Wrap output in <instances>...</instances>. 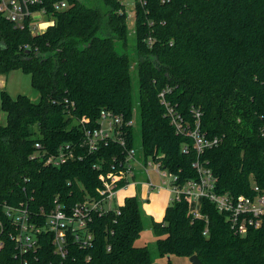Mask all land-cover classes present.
Listing matches in <instances>:
<instances>
[{"label":"trees","instance_id":"16d2710c","mask_svg":"<svg viewBox=\"0 0 264 264\" xmlns=\"http://www.w3.org/2000/svg\"><path fill=\"white\" fill-rule=\"evenodd\" d=\"M67 8L54 10L55 2ZM44 0L54 23L41 33L18 29L0 14V75L20 70L30 76L37 103L25 95L0 92L6 115L0 125V264H17L4 205L26 203L40 224L54 200L70 209L96 197L99 175L122 158L116 143L101 145L81 160L59 167L35 157L65 143L78 144L86 127L98 125L100 110L133 119L132 72L137 79L142 159L160 160L177 184L197 179L198 159L217 179L215 190L253 196L264 189V0H134L132 59L123 0ZM192 126L191 108L201 112V131L221 142L197 157L189 137L177 134L158 94ZM127 145H133L128 127ZM189 149L185 153L183 147ZM33 156L35 158H33ZM94 164L102 165L95 169ZM89 222L91 247L70 248L66 259L54 253L51 235L39 234L26 264H152L147 246L135 242L143 230L139 199L126 197L118 208ZM200 217L181 197L153 222L159 257L196 256L201 264H264V230L238 235L207 199ZM206 231V233H204ZM23 257V256H22Z\"/></svg>","mask_w":264,"mask_h":264},{"label":"built area","instance_id":"2783aa9c","mask_svg":"<svg viewBox=\"0 0 264 264\" xmlns=\"http://www.w3.org/2000/svg\"><path fill=\"white\" fill-rule=\"evenodd\" d=\"M43 2L44 0H0V14L15 28H27L34 34L33 30L36 27L34 16L36 14L48 15ZM53 8L57 11L64 10L67 4L64 1L55 2ZM166 92L169 90L159 92L158 99L165 110L164 115L168 117L175 132L191 139L192 148L197 157L204 151L215 148L221 142V138L209 137L201 131L199 109L191 108L194 124L190 126L176 109V105L167 100ZM132 120L125 122L120 115L102 109L99 113L98 125L84 128L83 137L78 144H62L53 153L41 150L39 143L35 144L37 149L35 157H38L44 166L59 167L70 160H81L85 153H94L101 145H107L110 142L121 147L123 156L122 158L113 157L110 169L99 175L100 185L95 190V198L78 202L70 209H66L54 200L55 206L46 213L43 224L37 221V215L29 212L26 203H20L19 206L4 205L5 214L13 227L9 238L16 247L17 253L14 257L22 258L17 264L27 263L24 255L35 250L38 246V236L43 231L51 235L54 253L60 259L67 258L72 246L78 249L91 247L93 234L89 229V222L95 214L101 216L109 210L119 214L120 205L115 208L111 207L112 201L119 191L127 190L130 185L136 184L133 180L135 168L146 174L148 180L145 181V185L148 187V192L168 189L171 195L169 203L178 201L182 196L185 197L189 201L190 213L194 217L201 216L199 214L200 201L207 199L214 204L219 213L225 215L234 233L245 235L251 228L264 230V189L254 185L255 194L253 196L232 195L228 192L218 193L215 190L216 177L198 159L192 164L197 171V179L189 180L183 185L177 184V175L162 168L159 160L162 156L148 157L140 161L135 158L133 145L131 147L127 145L126 130L132 127ZM260 133L264 135V124L260 127ZM188 149L184 146L183 152L186 153ZM93 167L101 169L102 165L94 164ZM150 172L161 180H152ZM159 181L160 184H158Z\"/></svg>","mask_w":264,"mask_h":264},{"label":"rangeland","instance_id":"374dc122","mask_svg":"<svg viewBox=\"0 0 264 264\" xmlns=\"http://www.w3.org/2000/svg\"><path fill=\"white\" fill-rule=\"evenodd\" d=\"M84 3L88 6H91L94 4L93 0H83ZM125 4V10L128 15L127 22H128V49L127 53L130 55L132 59H135V55L133 52V46L135 45V38L133 34V2L134 0H123ZM34 21L36 24L35 29L33 30L34 34L41 33L45 28L51 24L54 23V19L50 15H41L36 14L34 16ZM17 75H20L22 77V80L19 83H14L10 77L8 78V85L7 89L9 94L12 97H16L17 95H25L27 96L32 102L37 103L39 100V94L36 90H34L30 85V77L28 75L22 74L20 71L17 72ZM8 77V75H7ZM132 95H133V103H134V109H133V125H132V134H133V148L135 149V158L140 161L142 159V151H141V133H140V114H139V108L137 105V99H138V89H137V79L135 74L132 72ZM6 123V116L5 113L0 110V125H5ZM135 167L138 168L137 165ZM135 176L133 177V180L135 182L141 180V181H147L148 178L145 173L142 171H139L140 169H134ZM150 176L152 177V180L158 181L160 179L158 176L154 177L153 173L150 172ZM161 180V179H160ZM131 181V180H130ZM160 184V181L158 182ZM126 193L127 190H124ZM157 195L155 192H151L150 194ZM150 196V197H151ZM153 197V196H152ZM151 197V198H152ZM155 197V196H154ZM154 201V198L150 202ZM162 201V200H161ZM121 204V201L118 200V194L114 201H112L111 207H118ZM108 207V205L106 206ZM155 207V216L156 218H159L161 216L163 207L160 206L158 209ZM152 207V208H153ZM139 208L141 212V222L143 230L140 233V238L138 240L139 244H142V242L145 243V246L150 250L151 256L153 259H157L153 261L152 264H190L189 258L184 257H176L172 256L171 259L168 261L166 257H159L157 256L156 248H155V241H156V234L154 230L152 229V218L151 215H148L146 211H144L143 206L141 205V201H139Z\"/></svg>","mask_w":264,"mask_h":264},{"label":"crops","instance_id":"0c3cea01","mask_svg":"<svg viewBox=\"0 0 264 264\" xmlns=\"http://www.w3.org/2000/svg\"><path fill=\"white\" fill-rule=\"evenodd\" d=\"M18 71H20V70H13V71L9 72L7 74L8 77H7V75H0V92L4 90V91H6L9 94L8 89H7L8 78L9 77H10V79H12L14 81V83H19L22 80V77H20V75H17V72ZM20 72L22 74H24L22 71H20ZM24 75H27V74H24ZM0 110H1V108H0ZM155 193L157 195H152L153 196L152 197L150 195L151 192H148V187L145 185V181L139 180V181L136 182L135 185H130L128 187L126 193L124 191H119L117 194H118V200L121 201V204L120 205H122L123 200L126 197L137 196L138 199H139V201H141V205L143 206L144 211H146V213L148 215H151L150 217L152 218V223H153V222H160L162 220L163 215H164V210L168 206L169 199L171 198L170 191L168 189H166V188H163V189L159 190V192H155ZM150 196L152 198H154V201L150 202L152 200V198ZM153 206H156L157 209L160 206L163 207L161 216L159 218H156V216H155V207H153ZM139 238H140V236H139ZM139 238L135 242L136 246H145V243L144 242H142V244H139L138 243ZM166 259L169 261L171 259V257L166 258ZM155 260H157V259H154L153 261H155Z\"/></svg>","mask_w":264,"mask_h":264},{"label":"water","instance_id":"95a60500","mask_svg":"<svg viewBox=\"0 0 264 264\" xmlns=\"http://www.w3.org/2000/svg\"><path fill=\"white\" fill-rule=\"evenodd\" d=\"M189 262H190V264H201V262L198 260V258L196 256H191L189 258Z\"/></svg>","mask_w":264,"mask_h":264}]
</instances>
